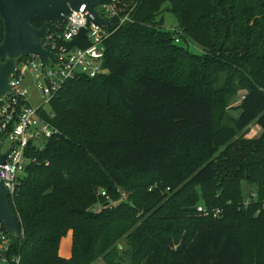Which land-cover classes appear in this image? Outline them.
<instances>
[{
  "label": "trees",
  "instance_id": "16d2710c",
  "mask_svg": "<svg viewBox=\"0 0 264 264\" xmlns=\"http://www.w3.org/2000/svg\"><path fill=\"white\" fill-rule=\"evenodd\" d=\"M165 12L198 53L174 42ZM132 17L106 41V74L65 83L43 113L57 133L27 153L12 253L20 264H264V0H140Z\"/></svg>",
  "mask_w": 264,
  "mask_h": 264
},
{
  "label": "built area",
  "instance_id": "2783aa9c",
  "mask_svg": "<svg viewBox=\"0 0 264 264\" xmlns=\"http://www.w3.org/2000/svg\"><path fill=\"white\" fill-rule=\"evenodd\" d=\"M139 1L103 0L95 7L102 18L111 22L112 28H103L91 22L86 26L85 16L88 13L84 7L71 12L64 22L51 23L52 31L49 29V33L42 40V46L57 58L51 60V66L43 69V74L36 56H28L18 61L16 72L8 81L12 93L0 102V141L4 144L2 151L14 147L5 163L0 166V180L7 189L10 203L20 187V178L25 174L26 167L36 162L34 158L27 156L29 149L41 150L43 145L39 146L37 142H45L57 133L43 117V113H49L50 100L69 81L82 77L93 79L106 74L102 68L106 41L117 29L134 23L132 16ZM83 30H86L84 37L81 34ZM171 32L177 44L181 31L175 28ZM85 40L88 44L86 47L72 44L74 41L82 44ZM27 76H31L40 94L42 105L39 107H32L28 101ZM43 105L47 106V110L43 109ZM100 194L108 199L105 191ZM255 199L256 194L251 193L243 206L248 207ZM114 204L115 202H110L108 206ZM196 209L203 217L211 216L216 219L221 214L220 209L209 212L200 205ZM11 239L0 221V264H20V257L12 253Z\"/></svg>",
  "mask_w": 264,
  "mask_h": 264
},
{
  "label": "water",
  "instance_id": "95a60500",
  "mask_svg": "<svg viewBox=\"0 0 264 264\" xmlns=\"http://www.w3.org/2000/svg\"><path fill=\"white\" fill-rule=\"evenodd\" d=\"M103 0H0V18L3 23V35L0 42V102L11 89L8 81L16 72L18 61L28 56H36L41 64V73L51 60L57 57L42 46L43 38L49 33L50 24L55 21L64 22L73 11L84 7L88 13L86 26L89 23L103 28H112L111 22L100 16L94 8ZM43 22L41 28H35L32 21ZM0 141V166L3 165L14 150L4 151ZM0 221L7 235L16 240L22 238L21 222L10 209L7 189L0 180Z\"/></svg>",
  "mask_w": 264,
  "mask_h": 264
},
{
  "label": "rangeland",
  "instance_id": "374dc122",
  "mask_svg": "<svg viewBox=\"0 0 264 264\" xmlns=\"http://www.w3.org/2000/svg\"><path fill=\"white\" fill-rule=\"evenodd\" d=\"M164 17V29L165 30H173L175 29V20L173 18V16L170 13L165 12L163 14ZM178 45H181L183 47H187L188 50L192 53H198V49L194 48L192 45H190L189 43H185L182 40V37H179V42L177 43ZM26 84L27 87L29 89V97H28V101L30 103V105L32 107H39L42 105V100L40 98V94L38 92L37 87L33 84L32 78L31 76H27L26 77ZM244 95V91H238L234 96L230 97L229 99L225 98L224 100V105H225V111H224V122H229L230 118H234L237 116V111L235 110L236 106H238V104L240 103V100L242 98V96ZM43 109L47 110V106L43 105ZM219 113V112H218ZM260 134V130H258L256 128V125H253L250 127L248 133L245 135L246 139H253L258 137ZM44 141L42 142H37V145H43ZM250 190H253L252 187H250L247 184H243V193L246 195H248V192ZM117 203V201L115 202V204L113 206H115ZM199 204H202L201 200H199ZM68 242V248H66V250H64V252L62 253L63 256H69L70 255V249H71V235L68 234L65 239ZM126 247L125 243H121L120 244V249H124ZM94 264H104L102 260H97Z\"/></svg>",
  "mask_w": 264,
  "mask_h": 264
},
{
  "label": "crops",
  "instance_id": "0c3cea01",
  "mask_svg": "<svg viewBox=\"0 0 264 264\" xmlns=\"http://www.w3.org/2000/svg\"><path fill=\"white\" fill-rule=\"evenodd\" d=\"M256 128L258 129V130H260V128L258 127V126H256ZM65 238H63L62 240H61V243H60V247H59V253H60V255L62 256V257H68V256H63L62 255V253L64 252V250H66V248H68V242L66 241V240H64Z\"/></svg>",
  "mask_w": 264,
  "mask_h": 264
}]
</instances>
